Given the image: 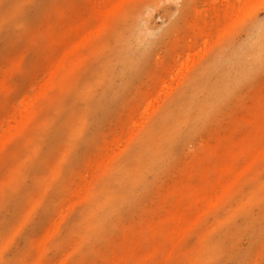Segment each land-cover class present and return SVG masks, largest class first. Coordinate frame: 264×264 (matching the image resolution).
<instances>
[{
	"label": "bare ground",
	"instance_id": "6f19581e",
	"mask_svg": "<svg viewBox=\"0 0 264 264\" xmlns=\"http://www.w3.org/2000/svg\"><path fill=\"white\" fill-rule=\"evenodd\" d=\"M79 1L91 20H66L72 8L81 12L75 1L0 0V48L30 42V73L40 58L51 63L20 100L7 81L30 84L25 55L0 77V264H39L72 241L77 249L52 264H264V92L248 105L239 89V70L251 76L264 57V27L231 53L233 75L210 82L202 70L177 88L160 78L150 94L143 87L155 71L171 68L161 61L168 5L181 13V0ZM161 9L166 21L156 28ZM46 12L64 23L37 35ZM234 109L243 113L231 118ZM224 120L228 133L215 134ZM100 140L108 145L99 161L77 172ZM176 168L188 179L168 186Z\"/></svg>",
	"mask_w": 264,
	"mask_h": 264
},
{
	"label": "rangeland",
	"instance_id": "374dc122",
	"mask_svg": "<svg viewBox=\"0 0 264 264\" xmlns=\"http://www.w3.org/2000/svg\"><path fill=\"white\" fill-rule=\"evenodd\" d=\"M66 1L68 3L75 1L77 3V9L81 10L80 13H76L77 10L75 7L72 8V12L67 16L66 20L73 16L74 19L80 21L91 20L88 13L91 10L90 5L80 3L79 0ZM181 2L183 6L181 13L175 11L173 4L168 5L169 26H171V30L165 50L161 54V61L162 63H168L171 68L165 72H162L160 69L155 71L156 76L151 78L143 87L144 92L153 93L160 78L165 80L167 86L177 88L184 81L187 83V80L193 75H197V72H202V70H204L205 77H208V81L210 82L233 75L236 70L232 62V52H235L240 45L247 43L250 36L252 37L255 34L258 26L264 27V0H181ZM56 7L55 2H52L48 9L50 12H53L56 10ZM50 12H46V16L34 27L33 32L35 34L44 33L47 29L49 30L51 27L64 23L65 19L63 18V20L61 18L59 20L57 12L54 14H50ZM113 20L112 17H108V24L106 23L104 28L105 32L110 31L113 27ZM153 20L156 28L163 26L166 21L163 9L155 12ZM205 23L208 28L203 31V28H206L203 25ZM46 40L44 38V42H41L43 48L46 45ZM33 50L34 46L30 42H22L16 45H3L0 48V77L7 63L17 60L22 55H25L22 61L23 71L27 74H33L35 72L34 76L32 75L33 77L29 85L25 84L22 77L8 79L7 84L16 90L13 94L16 100H20L25 93L32 94L34 88L36 89L44 83L49 71L51 63H47L43 58H40L37 60V64H35L36 70L30 73V69L34 68L32 63L36 60L33 59L35 55ZM59 52H62V50L57 51V53ZM239 72L245 79L244 86L239 88L244 94L243 102L248 105L253 104L260 97L259 94L264 92V57L256 64L251 76H247L250 73L247 67L240 69ZM6 113L7 111L0 105V124ZM242 113L239 110L234 113L231 111L232 115L230 117L232 118L235 115L239 116ZM124 117L125 114L105 132V135L107 133L105 140L110 142L115 134L121 133ZM8 123L12 124L13 120H8ZM215 130H217L215 134H227L228 123L225 120L222 121ZM1 132L2 129L0 127ZM107 145L105 143L102 144V140H100L92 152L93 155L83 159L77 172L85 174L89 166L99 161L100 154L104 152ZM14 147L10 146V149ZM5 153L6 151L2 153L3 157ZM191 156H188V161ZM1 162L2 160H0V180L4 178L6 169V164ZM187 176V174L181 173V171L179 172L176 168L167 178L168 186H172L181 180L186 181L188 179L186 178ZM168 188L164 190V197L170 192ZM152 199L153 201L147 204V208L153 205L157 197ZM187 218L190 219L188 216ZM207 222H213V216H208ZM46 225L47 222L42 221L32 239H38ZM118 239V236L115 235L110 237L111 242H116ZM247 244L248 241L245 240L244 246ZM56 247V255L50 253V255L48 254L42 257L39 260V264L59 263L63 253L68 249L73 251L77 249V243L75 241H72L71 244L58 243ZM31 251V255H33L34 250ZM65 264H73V262L72 260H67Z\"/></svg>",
	"mask_w": 264,
	"mask_h": 264
}]
</instances>
